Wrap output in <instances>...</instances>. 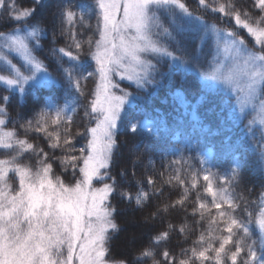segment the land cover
I'll use <instances>...</instances> for the list:
<instances>
[{"label": "snow or ice", "instance_id": "1", "mask_svg": "<svg viewBox=\"0 0 264 264\" xmlns=\"http://www.w3.org/2000/svg\"><path fill=\"white\" fill-rule=\"evenodd\" d=\"M33 3L36 7L12 17L17 24L24 23V27L11 32L0 31V71H7L6 75H0V82L24 96L26 85L32 89H44L59 86L63 81L66 91L74 89L83 96L82 81L96 77V87L84 112L89 124L95 123L75 134L86 141L85 146L79 149L75 147V136L71 131L73 118L65 115V108L56 107L54 114L41 109L33 120L20 125L25 133L32 130L44 132L49 138V146L61 149L64 154L57 159L65 172L72 169L74 177V183H65L60 176L54 175L53 163L43 149L37 150L27 139L19 138L14 128L6 130V105L10 97H0L3 101L0 104V149L12 150L10 156L0 159V264H127V261H110L107 258L111 233L119 231L115 221L116 209L110 202V197L117 190V178L109 172L118 147L117 128L128 105L136 109L127 119L129 132L135 134L143 129L158 137L161 132L170 131L159 115H153L143 106L137 108L136 101L150 102L165 81L168 87L175 86L177 81L173 78L172 69L177 64L185 66V71L197 76L202 84L211 80L224 85L240 104L241 122L247 118L245 104H251L253 110L258 108L261 129L255 147L258 148L257 163L264 170V15L253 20L248 12L237 10L231 3L198 0V5L205 11L234 18L237 28L246 30L254 43L260 46L259 50L249 49L236 31H229L226 36L230 42L225 43L224 52L231 62L226 66L221 64L210 50L208 56L213 57V65L209 66V71L202 70L207 64L204 47L209 25L201 16L194 15L184 0H82L74 6L61 0L58 5L61 25L64 22L74 24L78 17L77 11L73 10L75 7L79 10L81 24L86 16H95L94 35L98 38L86 41L89 45L87 55L95 63V68L89 71L81 63L80 54L85 42L77 39L75 31L69 30L75 52L64 47L52 50L53 55L62 54L57 57L59 76H54L44 61L34 54L43 48L41 39L46 35V29L41 27L39 20L28 23L37 8L44 6V0H33ZM6 4L10 11H15L14 3L8 0H0V9ZM254 6L264 14V0H255ZM211 30L216 34L219 48L222 30L216 25H211ZM64 31L61 27V34ZM14 54L16 59L22 58L21 67L10 58ZM149 56L151 59L147 58ZM63 57L74 63L64 67L61 63ZM163 63H167L168 71L160 70ZM25 66L27 74L22 71ZM116 76L121 81H128L129 86L138 91H144L147 99L121 88L114 79ZM180 83L190 85L184 78ZM172 95L184 110L181 116H189L190 123L194 127L198 125V105L204 97L191 104L180 88H176ZM72 111H76L75 107ZM254 123L249 120L245 126L252 139L256 138ZM49 125L55 126L56 130L49 131ZM230 140V137H225L224 143L228 152L234 153L236 146L231 145ZM29 150L37 155L35 166L22 162L24 153ZM76 152L79 155L74 154ZM201 160L203 162V158ZM237 168L233 166L231 169L233 176L237 175ZM119 175L126 176V172ZM210 176L208 171L203 175L207 182L205 192L211 195L212 207L218 215L210 217L207 235L201 233L191 249L183 250L186 257L190 251L191 257L180 259L178 264H191L192 259L200 260L201 264L209 260L214 264H225V260H230L231 264H238V260L239 264H264V211L257 221L261 235L252 240L247 224L234 215L240 205L227 196V189L213 191ZM13 179L18 181L17 186H14ZM174 179L181 185L185 183L179 176ZM196 179L193 174L192 189L197 186ZM94 181L102 183V186L95 187ZM147 184L154 186L155 181L149 176ZM120 195L129 202L134 199L137 206H142L151 194L141 186L135 197L124 191ZM188 195L189 189L185 187L175 204L182 205ZM197 200L200 201L199 193ZM225 203L228 209L221 210ZM197 211L201 219H205V213H210L211 209L206 203L199 202L193 214ZM221 220L223 229L219 228ZM236 230L242 231L243 235L238 237ZM217 231L227 235L214 236L213 232ZM168 236L165 231L153 239L158 243ZM217 241L218 247L214 246ZM229 245H233L234 250L227 247ZM161 257V260H156L153 247L149 246L139 252L136 264H142L144 260H151V264H176L175 257L167 249L162 251Z\"/></svg>", "mask_w": 264, "mask_h": 264}, {"label": "trees", "instance_id": "2", "mask_svg": "<svg viewBox=\"0 0 264 264\" xmlns=\"http://www.w3.org/2000/svg\"><path fill=\"white\" fill-rule=\"evenodd\" d=\"M10 1L8 0L9 3H14L15 11H10L7 4L0 9V31L24 27V23L17 24L12 17L16 13L18 14L22 7H36L33 0ZM64 2L74 6L81 3L82 0H64ZM83 2H92V0H83ZM184 2L194 15L201 16L206 23L216 25L222 32L236 31L238 36L245 41L246 46L259 50L260 46L254 43L253 37L246 30L237 28L234 18L205 11L198 5V0H184ZM219 2L233 4L237 10L248 12L253 20L264 15L254 6L255 0H219ZM60 3L61 0H44V6L37 8L35 16L28 21L29 24H32L39 20L42 22L41 27L46 29V35L41 39L43 48L34 54L44 61L54 76H59L57 57L62 54L53 55L52 50L64 47L68 51L75 52L69 30L75 31L77 39L85 42L80 54L81 63L84 68L91 71L94 69L93 60L87 55L89 45L86 41L90 38L94 41L95 38L92 19L86 16L85 22L81 24L78 18L79 10L74 7L73 10H76L78 14L77 20L74 24L64 22L61 25L58 12ZM61 27L65 29L64 34H61ZM210 50L213 53L212 42L207 37L204 47V58L207 60V64L202 70H209V66L213 62V57L208 56ZM61 63L64 67H70L74 62L63 57ZM160 70L168 71L167 63L161 64ZM172 71L173 78L177 81L175 86L168 87L165 81L164 85L155 91L150 102L136 101L137 108L143 106L153 115H159L160 120L166 124L170 131L161 132L158 137L151 136L143 129L138 130L135 134L129 132L126 127L127 119L136 111L129 106L125 110L122 116L123 121L117 129L118 147L114 152L113 165L109 172L110 175L117 178V190L110 197V202L116 209L115 221L119 226V231L111 233L112 239L109 243L107 256L110 261L123 260L127 261V264H136L139 252L149 246L153 247L156 260L162 259L161 253L165 249L175 257L176 264L180 259L191 257L190 251L186 257L183 250L191 249L194 246V241L198 239L201 233L207 235L210 217L218 215L217 210L212 207L211 195L205 192L207 182L203 180V175L206 171L211 173L213 191L227 189V196L233 198L240 205L234 215L247 226L252 225L262 205L264 170L257 163L256 139L244 135V123L236 122L230 99L226 101L227 95L217 88H213L209 84H201L197 76L185 71V66L177 64ZM0 73L6 75L7 71H0ZM157 78L159 79V76ZM182 78L189 81L190 85H182L180 83ZM82 85L83 96L76 93L74 89L70 92L66 91V85L63 84V81L59 86L54 85L44 89H32L27 85L26 94L21 96L18 90L9 89L0 83V97L5 95L10 97L6 105L8 112L6 130L14 128L19 138L27 139L37 150L43 149V152L48 154L50 162L53 163L54 175L60 176L65 183H73L74 177L72 169L69 168L65 172L59 159H57L64 154L61 149L51 148L49 138L44 132L32 130L25 133V129L20 125L27 120H33L41 109H46L54 114L55 108L61 107L66 109L65 115H71L73 118L71 125L73 135L75 136L77 132H83L86 126L92 124H89V118L85 117L84 112L85 105L91 99V92L95 87L94 78L89 77L87 81H82ZM123 85L127 86L126 84ZM176 88H180L185 99L191 104H196L201 96L204 97L198 105L200 120L195 127L190 123L189 116H181L184 110L180 107L179 100L172 95ZM127 89L135 91L132 86H128ZM141 97L147 99L146 93H142ZM0 104H3L2 100H0ZM73 107L76 109L75 112L72 111ZM48 130L55 131L56 128L49 125ZM225 137H230V144L236 146L234 153L228 152L224 143ZM84 143L85 139L82 136H75L74 144L77 149L81 148ZM209 149H211L210 153ZM11 154V150L0 151V159ZM74 154L79 155L78 152ZM201 158H203V162ZM22 162L35 166L37 163L36 153L31 150L25 152ZM233 166H238L236 176H233L231 171ZM121 172H126V176H120L119 173ZM193 174L197 177L195 189L191 188ZM149 176L155 181L154 186L147 184ZM176 176L185 182L184 185L174 179ZM137 181L140 182L139 185ZM14 182L13 179L15 185ZM108 182L111 183V181ZM141 186L151 194L142 206H137L134 199L129 202L120 195L121 191H124L135 197L138 187ZM185 187L189 189L188 198L182 205L175 204L181 198ZM197 193L200 197L199 202L206 203L211 209L210 213H205V219H201L199 211L195 215L193 214L194 208H198L199 203ZM174 204L175 206H173ZM166 207L167 210H165ZM227 209V203L223 204L221 210ZM126 213H129L132 218H138L155 226V229L147 228L140 231L136 236H132L131 233L128 235L123 233L125 226L122 224L121 216ZM142 217L147 218V220ZM169 225L172 227L169 228ZM181 228H184V231H181ZM219 228H224L222 220L219 222ZM248 228L250 234L257 237L254 227ZM165 231L169 233L167 239L158 243L154 241L155 236ZM236 231L238 237L243 235L242 231ZM123 235V240H119ZM213 235H227V233L217 231L213 232ZM135 237L140 240L139 245L137 247L129 246L126 240H133ZM214 246L218 247V241L215 242ZM196 247L200 246L196 245ZM227 247L234 250L233 245ZM116 253L122 254V256H117ZM209 255L212 256L214 253H209ZM142 264H151V260H144ZM191 264H201V261L192 259ZM203 264H214V262L209 260L204 261ZM225 264L231 263L229 260H225Z\"/></svg>", "mask_w": 264, "mask_h": 264}, {"label": "rangeland", "instance_id": "3", "mask_svg": "<svg viewBox=\"0 0 264 264\" xmlns=\"http://www.w3.org/2000/svg\"><path fill=\"white\" fill-rule=\"evenodd\" d=\"M16 1V0H15ZM10 2H14V0L12 1H10ZM31 7H29V8H27V7H22V8H20V10L21 11H24V10H26V9H30ZM20 11V12H21ZM11 14H13V13H11ZM17 14V13H16ZM91 19H92V22H93V30H94V32H96V18H95V16H91ZM208 25H209V31H208V36L207 37H209L210 38V40H211V42H212V48H213V53L215 54V57H216V59L221 63V64H223V65H228L231 61H230V57H229V55L228 54H226L225 52H224V46H225V43H228V42H230V38H228L227 36H226V32H222L221 31V33H220V35H221V37H222V39L219 41V48H217V38H216V34L214 33V32H212V30H211V25H213V24H209V23H207ZM16 28H22V27H15V28H13V29H10V30H7V31H5V32H11V31H13L14 29H16ZM98 38V36L97 35H95V38H94V40L95 39H97ZM248 47V46H247ZM249 49H253V48H251V47H248ZM255 49V48H254ZM257 50V49H256ZM10 58H12L13 59V62H17L18 63V67H21V64H22V58H20V59H16V57H15V54L12 56V57H10ZM147 58H149V59H151V57L149 56V57H147ZM15 60V61H14ZM153 62H155V61H153ZM211 65H213V62H212V64ZM93 66H94V68H95V63H94V61H93ZM22 71H25V74H27V72H26V66H25V68H22ZM209 71H210V69H209ZM0 75H1V73H0ZM94 78V82H95V87H96V80H97V78L96 77H93ZM114 79L116 80V82L117 83H119V85H120V87L121 88H124L126 91H129V92H132L134 95H138V96H142V93H145L144 91H138L135 87H134V89H135V91H131L130 89H127V87L129 86V82L128 81H121L120 79H119V77L118 76H116V77H114ZM1 84H3V82H0ZM123 84H126L127 86H125V85H123ZM202 84V83H201ZM207 84H209L211 87H213V88H217L219 91H221L222 93H224L225 95H227V98L225 99L226 101H229V99H230V104H231V108H232V110H233V112H234V114H235V118H236V122H240V123H242L241 121H240V116H241V112H240V104H238L237 103V101H236V97L232 94V93H230V92H228V90H227V88L224 86V85H222V84H219V83H217V82H214V81H211V80H209V81H207V83L206 84H203V85H207ZM3 85H5V84H3ZM5 86H7V85H5ZM27 86V85H26ZM25 86V87H26ZM8 87V86H7ZM95 87H94V89H95ZM133 87V86H132ZM149 90H151V89H149ZM15 91H17V90H15ZM18 93H19V91H18ZM20 94V93H19ZM241 98H243V94H241ZM127 107H128V105H126L125 106V110L127 109ZM125 113V112H124ZM124 113H122V116L124 115ZM244 114L246 115V119H244L243 120V123H244V128H245V131H244V135H246V136H248V137H250L249 135H248V132H247V129H246V125H247V123H248V121L249 120H253V121H255V123H254V125H253V128L255 129V132H256V140H258L259 139V136H260V129H261V125H260V123H259V119H260V117L258 116V108L256 109V110H253V107H252V105L251 104H245L244 105ZM94 123H95V121H92V124L90 125V126H94ZM120 126V124L118 125V127ZM118 129V128H117ZM85 143H86V141H85ZM85 143L82 145V147H84L85 146ZM0 151H6V150H4V149H0ZM12 151V150H11ZM76 178H78V176L76 177ZM15 180V179H14ZM15 185L14 186H17L18 185V181H16L15 180ZM73 183H74V181H73ZM94 186L95 187H100V186H102V183H97V182H95L94 181ZM262 211H264V198H263V201H262V205H261V208H260V210H259V212H258V214H257V216L255 217V220L253 221V223H252V225L250 224V225H248V227H254V231L256 232V236L257 237H254V236H252L251 235V239L252 240H257L259 237H260V235H261V231H260V227H259V224H258V218L260 217V214H261V212ZM143 219H145V220H147V218H145V217H142ZM127 235H128V233H127ZM123 238H124V235L122 236V237H120V239L119 240H123ZM125 238H128L127 236H125ZM249 242H251V241H249ZM243 255V254H242ZM229 262L231 263V261L229 260Z\"/></svg>", "mask_w": 264, "mask_h": 264}, {"label": "bare ground", "instance_id": "4", "mask_svg": "<svg viewBox=\"0 0 264 264\" xmlns=\"http://www.w3.org/2000/svg\"><path fill=\"white\" fill-rule=\"evenodd\" d=\"M129 213L123 214L121 216L122 224L125 226L123 233H131L132 236H136L140 231L145 229L154 230L155 226L148 224L138 218H132ZM122 237V236H121ZM126 243L131 247H137L140 243V240L135 237L133 240L127 239ZM117 256H122V254L116 253Z\"/></svg>", "mask_w": 264, "mask_h": 264}]
</instances>
